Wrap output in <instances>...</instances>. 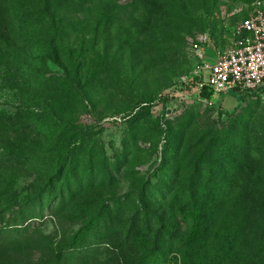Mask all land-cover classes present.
<instances>
[{"label":"rangeland","instance_id":"obj_1","mask_svg":"<svg viewBox=\"0 0 264 264\" xmlns=\"http://www.w3.org/2000/svg\"><path fill=\"white\" fill-rule=\"evenodd\" d=\"M12 1L8 0L10 11ZM128 1L116 0L120 9L95 38L92 29L83 28V15L69 7L67 17L75 27L60 51L64 57L68 49L77 48L80 39H84L86 50L92 44H97L98 50H110L109 58H113L122 81L86 97L72 122L93 134L92 141L101 147L109 163L121 166L114 173V187L100 194L104 197L121 196L146 179L158 180L169 122L185 109L205 114L221 130H228L234 117L247 110L257 132L264 133V88L253 96L228 91L207 101L200 87L205 83L201 62H212L211 54L232 47L234 28L247 17L255 0H217L212 12H196L194 18L199 24L189 25L184 20L175 31L168 16L180 0H147L154 3V11L145 3L129 5ZM189 9L193 14V4ZM11 17L13 23L9 21L1 29L7 43L0 42V122L40 144L45 138L34 127L26 131V114L31 112L43 122L45 107L52 106L58 97L55 78L64 75L63 61L51 51L53 29L46 17L24 16L16 10ZM200 25H205L204 30L198 29ZM188 26H194L191 35L185 31L190 30ZM200 41L204 51L197 52L194 45ZM105 73L110 75L108 70ZM157 132L158 140L153 138ZM124 148L129 154L126 158ZM261 154L262 149L256 152V160L249 159L241 168L229 204L211 235L190 243L184 241L181 254L172 255L170 264H255L260 260L264 255V166L257 163ZM194 155L192 152L191 160ZM49 172V168L35 162L0 158V179L14 177L21 197L30 191L33 182L44 181ZM29 214L36 218L30 220L26 230L11 234L21 242L11 255L16 264H40L50 257V243L60 240L62 217L55 219L47 207ZM69 223L66 234L79 226ZM106 250L93 252L96 264H134L129 249Z\"/></svg>","mask_w":264,"mask_h":264},{"label":"trees","instance_id":"obj_2","mask_svg":"<svg viewBox=\"0 0 264 264\" xmlns=\"http://www.w3.org/2000/svg\"><path fill=\"white\" fill-rule=\"evenodd\" d=\"M136 3L156 9L147 0L128 1L129 5ZM192 4L193 14L189 12ZM216 5L217 0L175 2L168 16L173 31L184 20L189 25L199 24L194 18L196 12H212ZM69 7L83 15V28L92 29L95 38L100 28L113 21L121 6L116 0H13L10 11L8 0H0V42L7 43L1 29L9 21L13 23L14 10L24 16L46 17L53 29L50 48L56 59H62L64 72L55 78L58 97L52 106L45 107L43 122L31 112L26 114V131L34 127L45 138L40 144L0 122L1 159L35 162L50 169L49 176L42 182H33L24 197L15 189L14 177L0 179L2 264H16L11 255L21 242L11 234L25 231L30 220L36 218L29 212L42 211L44 207L64 222L60 225V240L50 243V257L40 264H96L93 252L106 248L129 249L134 264H170L172 255L181 254L184 241L190 243L211 235L229 204L241 168L249 159L256 160L258 150L264 153V133L257 132L247 110L234 117L228 130H221L205 114L185 109L169 122L158 180L146 179L121 196L100 195L114 187V173L121 166L109 163L101 147L92 141L93 134L72 122L86 97L122 81L113 58H109L110 50H98L97 44L86 50L84 39H80L75 50L68 49L64 57L60 55L75 27L67 17ZM192 27L185 28L190 35L195 30ZM204 27L200 25L198 29ZM201 95L207 101L212 99L206 89ZM130 135L134 140L135 133ZM159 135L157 132L153 138L158 140ZM124 149L126 158L129 154ZM192 152L195 155L191 160ZM257 163L264 166V155ZM66 222L79 226L66 234ZM28 242L33 240L28 238ZM255 264H264V255Z\"/></svg>","mask_w":264,"mask_h":264},{"label":"built area","instance_id":"obj_3","mask_svg":"<svg viewBox=\"0 0 264 264\" xmlns=\"http://www.w3.org/2000/svg\"><path fill=\"white\" fill-rule=\"evenodd\" d=\"M234 34L231 48L216 51L213 62H201L205 83L200 87L213 97L228 91L257 94L264 88V0L251 3L249 14L234 28ZM194 47L197 52L204 51L201 41Z\"/></svg>","mask_w":264,"mask_h":264},{"label":"crops","instance_id":"obj_4","mask_svg":"<svg viewBox=\"0 0 264 264\" xmlns=\"http://www.w3.org/2000/svg\"><path fill=\"white\" fill-rule=\"evenodd\" d=\"M207 61H208V59H207ZM211 61L212 62L214 61V55L213 54H211Z\"/></svg>","mask_w":264,"mask_h":264}]
</instances>
